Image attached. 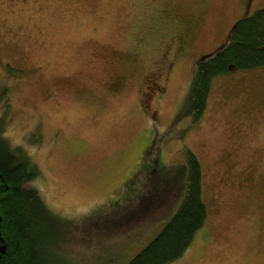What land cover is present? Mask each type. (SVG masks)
Wrapping results in <instances>:
<instances>
[{"label":"rangeland","instance_id":"1","mask_svg":"<svg viewBox=\"0 0 264 264\" xmlns=\"http://www.w3.org/2000/svg\"><path fill=\"white\" fill-rule=\"evenodd\" d=\"M262 8L0 0L1 134L36 166L25 186L60 222L61 241L78 237L64 247L71 261L127 264L176 212L190 151L208 211L196 236L209 237L170 264H264V68L215 78L198 121L184 107L195 63Z\"/></svg>","mask_w":264,"mask_h":264},{"label":"trees","instance_id":"2","mask_svg":"<svg viewBox=\"0 0 264 264\" xmlns=\"http://www.w3.org/2000/svg\"><path fill=\"white\" fill-rule=\"evenodd\" d=\"M248 3L249 0H244L245 6ZM178 34L184 40L182 34ZM172 37L178 43V38ZM232 67L237 70L264 68V8L237 19L227 43L195 63L190 88L184 98L185 112L190 114L191 123L202 116L212 81ZM1 119L0 264H87L76 258L74 261L72 255L71 261L70 255L64 254L68 251L64 247L70 252L74 250L78 237L71 235L69 241L62 242L60 222L52 219L51 212L34 189L23 187L37 178V168L27 156L7 143L1 134ZM177 171L180 192L176 190V212L127 264H170L183 256L195 238L202 236L206 242L209 237L208 232L196 236L208 219L202 197L201 167L196 156L186 151L185 160Z\"/></svg>","mask_w":264,"mask_h":264},{"label":"flooded vegetation","instance_id":"3","mask_svg":"<svg viewBox=\"0 0 264 264\" xmlns=\"http://www.w3.org/2000/svg\"><path fill=\"white\" fill-rule=\"evenodd\" d=\"M176 43H177V41H176ZM178 43H180V42L178 41ZM181 44H182V46H184V40L181 42ZM167 66H168V65H167ZM158 92H160V90H158L157 93H158ZM10 110H11V109H10ZM30 182H33V181H30ZM30 182H28V183H30ZM28 183L26 182V183L23 185V187L28 188V187L25 186V185L28 184ZM30 189H33V188H30Z\"/></svg>","mask_w":264,"mask_h":264}]
</instances>
